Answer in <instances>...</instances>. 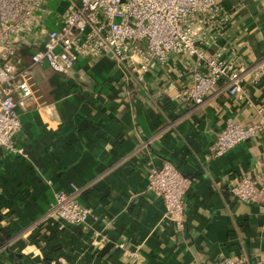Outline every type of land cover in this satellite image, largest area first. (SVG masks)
I'll return each mask as SVG.
<instances>
[{"label":"crops","instance_id":"crops-1","mask_svg":"<svg viewBox=\"0 0 264 264\" xmlns=\"http://www.w3.org/2000/svg\"><path fill=\"white\" fill-rule=\"evenodd\" d=\"M224 4L229 21L207 53L234 49L264 67V0ZM49 5L62 9L68 0ZM194 67L193 57L172 55L144 82L126 81L109 55L80 58L66 74L34 67L43 104L21 109L14 148L0 147V227L10 235L0 264H217L224 256L264 264V205L228 191L242 175L261 178L264 130L222 155L214 151L228 119L258 118L264 78L244 102L218 85L190 109L183 93ZM164 159L192 179L181 231L147 190L149 168ZM75 187L91 213L82 226L48 215L57 192Z\"/></svg>","mask_w":264,"mask_h":264},{"label":"built area","instance_id":"built-area-1","mask_svg":"<svg viewBox=\"0 0 264 264\" xmlns=\"http://www.w3.org/2000/svg\"><path fill=\"white\" fill-rule=\"evenodd\" d=\"M52 1L0 0L2 148H14L22 127L21 109L29 102L43 104L33 75L37 65L46 63L66 74L80 58L109 55L123 68L126 81L144 82L152 68L166 65L170 56H191L195 60L193 81L183 93V103L190 109L205 104L218 85L244 102L250 89L264 78L263 66L245 63L234 49L207 53L211 40L216 41L229 21L227 0H68V6L57 10L50 7ZM49 16L53 26L47 23ZM256 115L249 124L228 119L217 133L215 154L222 155L264 130L263 103L256 106ZM191 183L189 176L166 159L147 173V190L162 199L165 216L176 231L185 227V196ZM80 190H59L48 215L68 225L87 223L91 213L78 199ZM228 191L243 202L264 205V171L259 179L238 177ZM118 246L123 248L124 243ZM217 264L246 263L224 256Z\"/></svg>","mask_w":264,"mask_h":264},{"label":"trees","instance_id":"trees-1","mask_svg":"<svg viewBox=\"0 0 264 264\" xmlns=\"http://www.w3.org/2000/svg\"><path fill=\"white\" fill-rule=\"evenodd\" d=\"M9 237L10 235L8 234L7 230L0 227V244L5 243L9 239Z\"/></svg>","mask_w":264,"mask_h":264}]
</instances>
